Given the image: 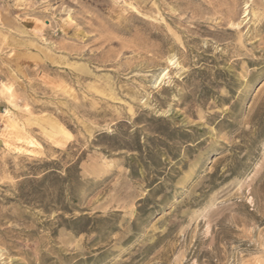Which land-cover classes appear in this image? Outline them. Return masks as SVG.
Here are the masks:
<instances>
[{"label":"rangeland","instance_id":"1","mask_svg":"<svg viewBox=\"0 0 264 264\" xmlns=\"http://www.w3.org/2000/svg\"><path fill=\"white\" fill-rule=\"evenodd\" d=\"M0 264H264V0H0Z\"/></svg>","mask_w":264,"mask_h":264}]
</instances>
